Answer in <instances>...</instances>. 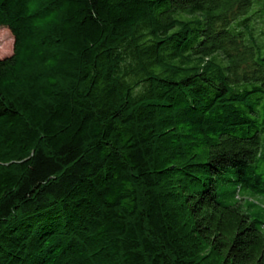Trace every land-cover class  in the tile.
<instances>
[{
    "label": "trees",
    "instance_id": "trees-1",
    "mask_svg": "<svg viewBox=\"0 0 264 264\" xmlns=\"http://www.w3.org/2000/svg\"><path fill=\"white\" fill-rule=\"evenodd\" d=\"M0 264H264V0H0Z\"/></svg>",
    "mask_w": 264,
    "mask_h": 264
},
{
    "label": "rangeland",
    "instance_id": "rangeland-1",
    "mask_svg": "<svg viewBox=\"0 0 264 264\" xmlns=\"http://www.w3.org/2000/svg\"><path fill=\"white\" fill-rule=\"evenodd\" d=\"M13 50V36L10 30L6 27H0V57L9 55ZM252 201L254 206L250 208V211H256L260 218L264 221V198L260 195H245L243 202ZM264 232V227H263Z\"/></svg>",
    "mask_w": 264,
    "mask_h": 264
}]
</instances>
